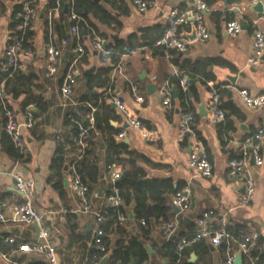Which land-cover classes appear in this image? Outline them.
I'll return each mask as SVG.
<instances>
[{
	"label": "crops",
	"instance_id": "0c3cea01",
	"mask_svg": "<svg viewBox=\"0 0 264 264\" xmlns=\"http://www.w3.org/2000/svg\"><path fill=\"white\" fill-rule=\"evenodd\" d=\"M26 1V0H23ZM21 1L20 3H22ZM197 0H154L155 7L139 12L129 0H89L90 11L96 6L105 9L115 20L107 26L101 23L92 12H84L87 20L98 30L101 38L108 45H115L117 42H125L136 34L140 36V30L148 29L150 38H158L162 35L166 25L167 17L172 11H182L191 8ZM257 0H240L239 3L228 4V0H218L215 5L205 12V22L209 31V38L206 41H191L187 52L178 53L177 59L170 56L168 51L158 49L155 52L151 47L143 45L128 51L121 56L120 62L109 72L110 83L107 87L94 88L90 91L87 87L88 78L96 76L98 70L110 66V59H103L93 48L94 39L84 35L82 29L81 45L84 53L79 62L81 75L77 80L72 98L68 101L63 99L60 87L63 76L66 72L67 61L65 58L72 54L73 48L62 47V57L57 73L52 77H46L47 59L45 47L48 42L45 39V17L48 18L47 0H37L34 4L36 18L32 23L30 31L33 33L30 41L31 56L25 57L22 50H18V58L22 64L19 75L32 78V83L38 86L33 94L42 98L48 103V109L40 113L35 105L25 109L21 108L22 102L26 99L25 90L18 87H8L5 90L3 83L0 86L1 97L6 100L15 113L17 120L22 123L28 110L33 114L38 113L34 136L31 129L22 128V135L26 143V151L30 155V161L20 164L13 161L1 148L2 133L0 130V202L8 206H15L22 203L23 198L15 190L14 180L11 174H18L24 178H31L35 184V192L32 199V206L43 216V225L49 233V243L57 252L59 264H96L94 257L89 258L92 245V236L95 229L94 218L91 215L80 212L81 204L69 187L70 163L65 168L68 175L63 181V195L56 191L49 183L50 163L54 156L57 139L67 131L65 115L74 112L83 116L80 107L90 108V113L97 109V116L101 124H95L96 138L100 137V129L108 127L117 130L118 134L124 131V137L114 136L117 144H123L129 153H122L119 157L120 176L122 172H130L137 175V182L143 183L151 180L167 182L173 190L179 188L186 190L189 198V208L185 212L173 214L172 199L174 194L167 196V205L170 207L168 221L173 225V234L167 236L161 227L164 222L160 219L158 224L152 223L148 238L156 246H160L173 238L190 237L195 232V220L205 211H212L209 225L213 229L223 228L227 225H242V231L247 235L258 233L264 236V139L261 145L262 164L257 166L254 162L249 166L254 180V196L249 206L239 204L243 187L236 185L234 181L226 177L228 161L239 154L244 142L249 139L260 127H264V107L248 108L244 106L237 95L239 89H247L251 95H264V68L252 67L247 64L248 57L253 51V36L250 19H257L258 26L264 32V14L258 17L256 13L248 9V5ZM19 2L14 0L11 6L10 19L7 23L0 25V54L8 47L12 40L9 26L12 22V11ZM220 11L224 14L218 24L211 20L210 13ZM54 16H57L55 14ZM241 20L247 22L248 29L242 30L236 37H230L224 31V24L228 20ZM116 23L119 26H116ZM184 35L192 34V27L181 30ZM70 35V30H68ZM56 37V36H55ZM141 43V41L139 40ZM156 42V41H155ZM60 46V42L57 44ZM105 47V48H106ZM164 52L162 54L161 52ZM71 57V59H72ZM70 59V61H71ZM69 61V62H70ZM184 63H198L200 75L193 80V92H189L185 100L186 107H192L195 115L192 130L201 141L207 158L212 165V175L204 178L197 175L187 166L190 153L191 139L181 138L178 135L179 117L184 108L180 107L179 95L172 86V111L167 113L162 106L159 96V87L169 76H178L180 67ZM224 65V66H223ZM0 69V73H1ZM155 77V80H152ZM211 86H220L225 91L221 101V107L225 111L234 131L229 132L225 138L232 141L230 148L225 149L224 139L221 140L217 134V126L225 123V117L218 123L209 122L208 101ZM153 84L154 90L147 89V85ZM192 85V84H190ZM135 87V91L132 88ZM109 94H106V92ZM135 95L142 97V101L135 100ZM118 97L142 125L151 131L155 139L145 141L138 131L127 124L125 116L111 101V97ZM204 110L200 111V107ZM95 123V122H94ZM102 125V126H100ZM95 129V130H96ZM102 132V131H101ZM43 134L40 138L39 135ZM101 167L105 168V158L110 153L103 145L99 146ZM111 154V153H110ZM79 157V156H78ZM77 157V158H78ZM120 179V177H119ZM116 180L115 182L119 181ZM103 188L101 195L96 197L100 201L92 202L97 208L106 207L104 192L107 188L113 191L112 183L109 181L108 173L103 177ZM87 185V183H85ZM88 186V185H87ZM123 205V204H122ZM148 207L151 214L147 213ZM129 219H134L132 202L124 206ZM75 216L78 231L86 235L82 240H75L70 236L66 224L67 216ZM146 216H154L153 204L148 203ZM141 222V220H140ZM138 223L141 225V223ZM142 226V225H141ZM127 231L134 236H139L137 224L127 223ZM12 238L13 242L5 241ZM39 238L31 225H24L16 222L0 223V241L12 244L9 257L6 259L4 252L0 251V264H13L12 258L23 257L26 261L37 260L45 263V257L35 252H25L23 247L38 242ZM259 243V252H264V239L260 236L254 243ZM209 244L208 253L189 254L188 262L194 255L192 262L196 264H224L227 250L222 246L212 247ZM149 245V244H147ZM146 245V247H147ZM150 246V245H149ZM16 248V249H15ZM237 248V247H236ZM153 251V250H152ZM236 256L239 251L233 250ZM154 253V251H153ZM101 261V260H100ZM108 262V261H107ZM100 264V262L98 263ZM236 264H248L245 257Z\"/></svg>",
	"mask_w": 264,
	"mask_h": 264
},
{
	"label": "built area",
	"instance_id": "2783aa9c",
	"mask_svg": "<svg viewBox=\"0 0 264 264\" xmlns=\"http://www.w3.org/2000/svg\"><path fill=\"white\" fill-rule=\"evenodd\" d=\"M113 1V0H110ZM130 3L136 7L139 12H144L147 9L154 8V0H129ZM34 0H26L21 3V9L17 12L16 17L19 19L17 29L25 31L31 29L32 23L36 18V11L34 7ZM71 4L73 0L70 1ZM59 3L53 9L48 12V19L58 13ZM208 7L201 0H197L195 5L191 8L182 11H172L167 17V25L162 35L156 40L154 46L163 51H175L177 53H185L191 43L189 39L181 32L183 28L195 27L196 39L199 41H206L210 34L205 22V12ZM69 19L74 21V25L70 29V37L75 40L76 44L73 48L74 55L69 62L66 72L63 76V80L60 87V93L65 100L72 98L74 88L77 84V80L81 75L79 67L80 59L83 56L84 48L79 42L80 28L78 24L82 21L81 17L72 12ZM253 36V51L250 57L247 59V64L252 67L264 68V32L258 26L257 19H250ZM224 31L230 37H236L241 31V24L239 20H228L224 24ZM68 41L62 39L60 46H55L52 42H49L45 47V54L47 59L46 77L54 76L60 66L62 57V47H66ZM93 48L101 55L103 59H106L109 52L104 47V40L97 37L94 39ZM18 50H22L25 57L31 56V49H20L18 45H9L0 54V69L2 72L12 75L19 72L22 69V64L18 58ZM155 80V77H152ZM210 87L209 101H208V114L210 123H218L225 117V111L221 107L220 94L218 89L208 84ZM190 87V81L186 76H182L179 79V89L182 93H187ZM135 91V87L132 88ZM159 96L163 108L167 113L172 111V86L168 81L163 82L159 87ZM106 94H109L106 92ZM237 95L244 106L248 108L264 107V95H251L247 89H239ZM135 100L142 101V97L135 95ZM111 101L118 108V110L124 114L126 122L129 126L134 127L140 137L145 141H153L155 139L154 134L146 129L139 119H137L132 113L129 112L126 105L116 96L111 97ZM2 119L0 122V130L7 134L12 140L15 147L22 151H26V143L22 135V128L31 129L36 118L33 113L28 110L25 119L20 123L12 109L3 107ZM195 115L192 111H184L180 114L179 122L177 126L178 135L181 138L188 137L191 139L190 153L188 156L187 166L193 170L197 175L209 178L212 175V165L210 164L207 155L204 151L201 141L193 133L192 124ZM95 128V123L92 114L88 115V126L79 127L77 135L73 138V141L80 147L82 151L86 142L85 136L89 130ZM117 137L123 138L124 131H121ZM264 139V127H260L257 131L247 139L239 150L237 156L232 157L228 161V167L226 177L234 181L236 185L243 187V193L240 196L239 204L241 206H249L254 196V180L249 166V159L252 157L254 164L260 166L262 164L261 158V145ZM225 149H229L232 141L228 138L224 139ZM79 159V157L77 158ZM75 162L70 165V181L69 187L72 193L77 197L81 204L80 212L83 214L91 215L94 218L95 229L92 236V245L95 246L99 252H105V243L103 241L104 232L100 225L104 222L102 215L103 207L95 208L92 206L88 199V186L81 179L74 167ZM105 168L108 172L109 181L113 184L120 177L119 165L114 163L113 155L108 154L105 158ZM1 174V172H0ZM14 180L15 190L21 195L23 201L19 205L8 206L3 202H0V223L16 222L24 225L36 224L39 228L38 242L25 246L22 248L25 252H35L44 255V264H59L58 255L53 246L49 243V233L47 228L43 225V216L35 211L32 206V199L35 192V184L31 178H24L18 174H11ZM106 206H110L114 209H119L122 205V200L118 195V190L113 188V193L105 198ZM172 205L179 209L180 212H185L189 208V198L186 190L177 191L172 199ZM212 211H205L198 216L195 220V232L191 237H182L177 242V250L181 252L186 248H192L193 245L200 240H207L212 247H219L222 242L227 239L233 241L238 248L239 253L246 258L248 264H256V258H254L250 252L251 247L258 240V233H250L245 235L240 241H235L230 235L226 234L222 228L221 230L213 229L209 225ZM118 220L123 221L124 215L118 213ZM141 225H144V220H141ZM164 234L171 236L173 234V225L169 222H164L161 227ZM5 241L12 243V238H6ZM7 259V257L4 255ZM142 264H147L144 261ZM224 264H235L234 252L228 250ZM260 264H264V259Z\"/></svg>",
	"mask_w": 264,
	"mask_h": 264
},
{
	"label": "trees",
	"instance_id": "16d2710c",
	"mask_svg": "<svg viewBox=\"0 0 264 264\" xmlns=\"http://www.w3.org/2000/svg\"><path fill=\"white\" fill-rule=\"evenodd\" d=\"M19 3L16 4L12 11V22L9 26L12 40L8 45H18L20 49H26L30 47V41L32 39L33 33L30 29L25 31H20L17 29L18 22L16 14L21 9V1L16 0ZM34 4L37 0H34ZM47 0V11L53 9L57 2L59 3V11L57 16H52L51 19L45 17V39L46 41L52 42L57 46L58 42L62 39L68 41L67 48L72 49L76 42L68 34V30L74 25V21L69 19L72 12L76 13L81 17L82 21L78 24L80 28V39L83 38L81 35L82 29L84 30V35H89L94 39V36L101 38L103 35L99 34L97 28L89 23L87 20V15H84V12H92V14L103 24L110 26L114 23L112 16L102 7L96 6L93 11H90L89 0ZM205 3L208 8H211L215 5L218 0H201ZM240 0H228V4L239 3ZM67 5L68 12L64 13L63 8ZM224 14L220 11H214L210 13L211 20L218 24L221 17ZM116 26H119L116 23ZM148 29L140 30V36L136 34L131 35L125 42H117L115 45H108L105 49L109 52L110 66L98 70L96 76H90L88 78L87 87L90 91L94 88L107 87L110 83L109 72L115 67L119 62L122 55L128 51L146 45L151 47L155 52L157 48L154 46L155 41L159 38H150L148 34ZM56 36V37H55ZM103 39V38H101ZM141 41V43L139 42ZM168 54L175 59H177L178 53L175 51H168ZM72 57V54L67 56L65 60L67 61L66 65L69 64V61ZM224 66V65H223ZM200 75L198 70V63L190 64L184 63L180 67V72L178 76H169L166 81L169 82L171 86H174L177 95H179L180 107L184 108V111H192V107H186L185 100L187 99L188 93L195 92L193 91V84L190 85L187 93H182L179 89V79L182 76H186L188 79H195ZM3 83L5 90L8 87H18L25 90L26 99L22 102L21 108L25 109L31 105H35L39 112H45L48 109V103L42 100L41 97L33 94L34 90L38 89L37 85L32 83V78L25 75H19L18 72L8 75L6 72L0 73V86ZM218 92L220 94V100L222 99L225 91L217 85ZM6 107L12 109L10 105L6 102L5 99L1 97L0 92V122L2 119V109ZM81 114H84L82 117L76 115L74 112H69L65 115V125L67 131L62 134L56 141V150L54 156L50 163V176L48 178V183L60 194L63 195V181L64 178L68 175L67 168L68 163L75 162L74 167L76 172L79 174L81 179L88 185V199L90 203L94 201H100L96 197L98 187L103 188V177L106 174L107 170L102 169L101 167V158L98 153H100L99 146L103 145L107 151L113 155L114 163H119V155L122 153L132 154L127 151V148L123 144H117L114 141V136L118 134L117 130H113L108 127H102L100 129V137L96 138L95 133L97 132L96 127L93 130H89L85 136L84 141L86 142L85 148L81 151L80 147L76 145L73 141V138L77 135L79 127H87L88 121L85 119V115L90 113L91 109L87 107H80L79 110ZM92 117L95 124H101L98 116L97 109L93 111ZM35 117H38V113L33 114ZM228 118L225 117V123H220L217 126L218 137L223 140L229 132L234 131L233 125L227 121ZM38 123H35L31 128V133L34 132L37 128ZM102 126V125H100ZM96 129V130H95ZM102 131V132H101ZM1 137V148L8 154V156L15 162L20 164H25L30 161V155L27 151H22L14 146L10 137L5 134L2 130ZM40 138L43 137V134L39 135ZM79 156V159L77 157ZM108 173V172H107ZM113 188L118 190V195L122 200L124 206L129 205L131 202L133 204V213L134 219L131 220L128 217L127 211L123 208V205L119 209H114L110 206L103 207L102 215L104 217V222L100 225L104 232L103 241L105 243V252L101 253L98 249L93 246L89 252V258L94 257L95 263L98 264L102 257L108 252L111 251V255L108 259L107 264H142L144 261L147 264H192L188 262L189 254L192 252L199 253L202 252L208 253L209 251V242L207 240H200L196 242L192 248H186L181 252L177 250V242L181 238H173L170 241L156 246L148 238L150 233L152 223L158 224L159 219L164 222L168 221L170 217V207L167 205V196L171 193H176L180 189L177 188L173 190L171 186L165 181L160 180H151L143 183L137 182V175L131 174L130 172H122L118 182H114L112 185ZM113 193L112 189L109 187L103 194V198L108 197ZM148 203L153 204L154 216L148 218L146 216V208ZM118 213L124 215V220H118ZM140 220H144L145 224H138ZM134 222L137 224V231L139 236L131 235L127 231V223ZM70 236L75 240H82L86 235H82L78 231V225L75 221V216L68 215L66 222ZM221 230V228H217ZM242 225H227L222 228V230L230 235L231 238L235 241H240L246 234L242 231ZM192 234L190 235V237ZM259 243L251 247V254L256 258V264H260L264 259V252H259L258 247ZM149 244L151 249L154 251L153 254H149L146 248V245ZM223 250H237V245L231 241L225 239L222 242ZM220 247V246H219ZM12 248V244L3 243L0 241V251L4 252L9 257V251ZM16 249V248H15ZM13 264H44L37 260L26 261L25 258L19 256H14L12 258ZM196 264V263H193Z\"/></svg>",
	"mask_w": 264,
	"mask_h": 264
},
{
	"label": "water",
	"instance_id": "95a60500",
	"mask_svg": "<svg viewBox=\"0 0 264 264\" xmlns=\"http://www.w3.org/2000/svg\"><path fill=\"white\" fill-rule=\"evenodd\" d=\"M247 8L250 9V10H252L254 13H256V15H257L258 17H261V16L264 14V0H257L255 3H252V4L248 5ZM63 12H64V13H67V12H68V7H67V5L64 6V8H63ZM17 22H19V19H17ZM239 22H240V24H241V28H242V30H247V29H248L247 22H246L244 19H241ZM185 36L189 39V41H193V40H195V39H196V29H195V27L192 26V34H190V35H185ZM104 47H106V43L104 44ZM161 53L164 54L163 51H162ZM193 83H194V81H193V80H190V84H193ZM147 89H148L149 92H150V90H154V85H153V84H149V85H147ZM173 94H174L175 96H177V92H176V91H175ZM202 110H204V106H201V107H200V111H202ZM250 162H251V164L254 162V160H253L252 157L250 158ZM64 184H65V186L67 185V181H66V180L64 181ZM100 195H101V190L98 189V196H100ZM172 210H173V214H175V215L179 213V209L176 208V207L173 206V205H172ZM147 213H148L149 215L151 214V208H150V207H148V209H147ZM31 226H32V228L36 231V234L38 235V233H39L38 225H36V224H32ZM259 236H260L262 239H264V236H262V235H259ZM146 248H147V251H148L149 254H153V251H152V249H151V247H150L149 245H147ZM110 255H111V251H108V252L102 257V259H101V261H100V264H107V261H108ZM240 258H241V254L238 253V254L235 256V264L239 262ZM193 260H194V255L191 256L190 263H192Z\"/></svg>",
	"mask_w": 264,
	"mask_h": 264
},
{
	"label": "rangeland",
	"instance_id": "374dc122",
	"mask_svg": "<svg viewBox=\"0 0 264 264\" xmlns=\"http://www.w3.org/2000/svg\"><path fill=\"white\" fill-rule=\"evenodd\" d=\"M14 0H0V25L7 23L11 15V4Z\"/></svg>",
	"mask_w": 264,
	"mask_h": 264
}]
</instances>
